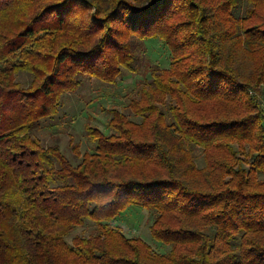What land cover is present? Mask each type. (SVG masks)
Listing matches in <instances>:
<instances>
[{
  "label": "trees",
  "instance_id": "16d2710c",
  "mask_svg": "<svg viewBox=\"0 0 264 264\" xmlns=\"http://www.w3.org/2000/svg\"><path fill=\"white\" fill-rule=\"evenodd\" d=\"M123 73L142 79L75 163L35 134ZM262 85L264 0H0V264H264ZM132 205L161 251L119 225Z\"/></svg>",
  "mask_w": 264,
  "mask_h": 264
},
{
  "label": "rangeland",
  "instance_id": "374dc122",
  "mask_svg": "<svg viewBox=\"0 0 264 264\" xmlns=\"http://www.w3.org/2000/svg\"><path fill=\"white\" fill-rule=\"evenodd\" d=\"M146 65L156 64L160 67H168L170 52L166 45L159 39H149L144 42ZM30 74L19 71L16 80L26 86L30 81ZM142 79L141 75L123 73L116 84L102 83L96 79H82L79 88L74 92L64 93L61 96V106L57 113L51 117L43 118L35 134L46 145L56 143L63 154L72 162H76L72 152V145L78 144L80 153L89 151L91 142L85 135L86 122L106 131V123L110 117L108 109L117 107L122 109L125 106V95ZM195 153L201 157L200 149L196 148ZM201 160V158L199 159ZM200 165V161L198 162ZM151 214L143 207L132 205L127 207L118 216V223L128 235L141 237L154 249H159L158 241L154 240L149 231ZM95 231L94 224L86 222L77 230L73 231L67 238L76 234H90ZM163 247L168 249L167 245Z\"/></svg>",
  "mask_w": 264,
  "mask_h": 264
},
{
  "label": "built area",
  "instance_id": "2783aa9c",
  "mask_svg": "<svg viewBox=\"0 0 264 264\" xmlns=\"http://www.w3.org/2000/svg\"><path fill=\"white\" fill-rule=\"evenodd\" d=\"M261 98H262V104H263V108H264V85H262V87H261Z\"/></svg>",
  "mask_w": 264,
  "mask_h": 264
}]
</instances>
